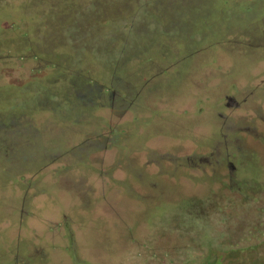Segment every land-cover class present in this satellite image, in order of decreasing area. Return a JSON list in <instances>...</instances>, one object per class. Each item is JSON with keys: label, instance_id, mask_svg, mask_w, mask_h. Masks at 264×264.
Listing matches in <instances>:
<instances>
[{"label": "rangeland", "instance_id": "obj_1", "mask_svg": "<svg viewBox=\"0 0 264 264\" xmlns=\"http://www.w3.org/2000/svg\"><path fill=\"white\" fill-rule=\"evenodd\" d=\"M221 256L264 264V0H0V264Z\"/></svg>", "mask_w": 264, "mask_h": 264}, {"label": "flooded vegetation", "instance_id": "obj_2", "mask_svg": "<svg viewBox=\"0 0 264 264\" xmlns=\"http://www.w3.org/2000/svg\"><path fill=\"white\" fill-rule=\"evenodd\" d=\"M225 105L230 106V107H235V106L238 105V103H237L236 99H235L233 96H231V95H226ZM229 167H230L232 170L235 168V165L233 164L232 161H229ZM248 250H249L251 253H261V251L259 250V246H255V245L248 247ZM258 257H259V255H258ZM263 257H264V256H263ZM254 258H255V256H254ZM229 263H230V264H233L232 260H231V262H229ZM220 264H223V262H222V256H221Z\"/></svg>", "mask_w": 264, "mask_h": 264}]
</instances>
